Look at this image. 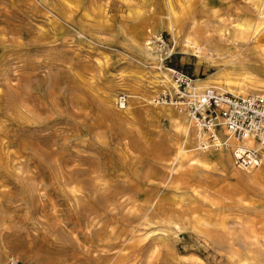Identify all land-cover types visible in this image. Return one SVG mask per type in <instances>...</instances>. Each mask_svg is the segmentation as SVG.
<instances>
[{"label":"rangeland","instance_id":"1","mask_svg":"<svg viewBox=\"0 0 264 264\" xmlns=\"http://www.w3.org/2000/svg\"><path fill=\"white\" fill-rule=\"evenodd\" d=\"M220 2L244 7L243 0H212ZM202 3L195 0L194 17L202 16ZM165 13V0H0V226L31 236L39 258L226 263L195 229L180 232L170 249H156L145 235L155 227L144 208L156 189L152 174L164 170L185 136L154 102L162 92L149 95L158 62L145 57L136 32L163 35L176 52L168 68L193 80L217 70L204 63L198 71L197 58L180 53L157 23ZM121 97L130 104L125 121L117 118ZM216 177L235 183L229 173ZM90 223L94 234L83 236ZM138 229L139 239L118 246Z\"/></svg>","mask_w":264,"mask_h":264},{"label":"bare ground","instance_id":"2","mask_svg":"<svg viewBox=\"0 0 264 264\" xmlns=\"http://www.w3.org/2000/svg\"><path fill=\"white\" fill-rule=\"evenodd\" d=\"M165 1L166 13L157 23L166 27L181 54L197 58L198 71L204 63L217 69L208 79L193 80L188 88L190 93L202 95L211 90L237 98L264 96V0H243L240 11L222 2L213 5L212 0H203L202 16L197 17L193 11L195 0ZM136 36L145 57L158 62L153 66L154 81L149 84V95L172 92L175 84L171 69H163L160 64L167 51L157 44L161 35L146 28L137 31ZM141 96L146 101L150 99ZM112 99L108 97L109 107L114 106ZM149 102H153L152 98ZM188 102L163 104L161 109L185 138L174 144L175 155L164 170L152 174L156 189L144 208L155 220V227L146 232V239L156 249H170L179 241L180 232L195 229L224 254L225 264H264V134L263 142L251 135L238 140L225 129L220 117L215 123L221 124V129L206 132L191 117ZM124 109L117 118L125 121L130 110L127 99ZM244 150L256 151L259 159L249 168L234 167L237 155ZM216 173H229L235 183L218 179ZM95 226L87 224L80 233L91 236ZM142 230L120 238L117 245L127 247L126 244L140 238ZM73 231L70 233L76 237ZM34 246L31 236L11 233L0 226V264L18 260L13 253L24 264H52L39 258ZM176 264L186 262L177 260Z\"/></svg>","mask_w":264,"mask_h":264},{"label":"built area","instance_id":"3","mask_svg":"<svg viewBox=\"0 0 264 264\" xmlns=\"http://www.w3.org/2000/svg\"><path fill=\"white\" fill-rule=\"evenodd\" d=\"M157 44L165 48L163 58L160 62L161 68H165L173 57V53L168 50L165 37L161 35ZM169 47V48H168ZM171 77L175 84L171 91L158 94L154 102L158 105L179 104L188 102V111L191 117L201 124L204 131L221 129V124L215 121L220 117L223 120L225 129L234 135L238 140H243L247 135L253 136L259 142H263L264 134V96L252 95L246 98H237L231 94H218L215 91L208 90L202 95L192 94L188 88L193 78L182 70L172 69ZM126 97L119 99V107L124 109ZM214 139V137H212ZM259 159L256 151L244 150L236 157V165L241 168H249ZM7 264H22L18 260L10 259Z\"/></svg>","mask_w":264,"mask_h":264}]
</instances>
